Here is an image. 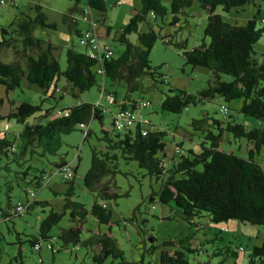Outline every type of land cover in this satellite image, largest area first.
Segmentation results:
<instances>
[{
    "label": "rangeland",
    "instance_id": "obj_1",
    "mask_svg": "<svg viewBox=\"0 0 264 264\" xmlns=\"http://www.w3.org/2000/svg\"><path fill=\"white\" fill-rule=\"evenodd\" d=\"M0 0V40L8 38L2 30L11 32V24L24 17H35L37 5L42 7V12L47 16L48 22L57 25L55 29H46L36 26L34 36L55 47L54 54L59 60L62 71L67 69V52L75 49L86 52V45H81L79 36L70 30L65 22V16H70L76 21V27L85 34L89 24L84 20L85 13L89 20L93 17L100 27L110 28L109 37L99 36L100 46H110L116 57L125 50L118 37L122 29L128 24L135 12L142 9L141 0H106V12L90 9L86 0ZM6 2V3H5ZM168 14L164 19H155L149 14L145 21L139 24L140 33H148L154 29L158 35L157 41L150 53L151 65L157 69L160 75L157 82L150 76H144L137 80L139 89L130 90L126 81H116L97 76V83L89 90L78 92L75 98L71 93V85L62 75L58 84L60 92L53 96L54 87L45 93L42 89L31 85L26 79L22 85L11 91H7L0 84V139H7L18 147L21 140L18 137L23 125L15 118H9V114L16 110L22 103L41 105L43 112L52 110V117H59L58 110L78 103L96 104L100 102L107 109L104 112L103 122L92 119L89 124L91 135L84 141V131L88 127L80 125L69 133L60 135V146L56 154H47L40 157L37 154L23 155L19 158L21 150L17 153L10 151L9 157L0 153V208L7 210L10 204L15 206L20 201L26 200L25 189L31 188L36 193V200L40 202L34 208L27 210L23 217H17L12 221H2L0 218V264H18L15 258L23 247L22 260L26 264H96L93 257L100 252L97 244L84 243L95 235L108 234L113 237L119 248L124 252L125 264H156L160 261L164 251L180 250L186 255L192 264H249V255L255 246H261L264 242V226L242 223L239 220L214 223L208 218L194 219V224L186 220L176 209L173 203L162 204L156 196L154 201L148 198L153 191L161 188V181L148 174L136 161L126 160L122 157L118 160L119 172L104 179V183H110V193L117 194L116 200L107 201L112 217L109 224H100L92 215H87L83 223L74 220L71 216L73 207L66 208L68 202L83 204L90 210L99 192H90L84 186V177L89 171L92 162V148L98 151L106 150L103 140L104 131L114 133L112 127L113 113H117L123 103L129 98L139 103L143 100L151 104L145 108L136 110L142 117L145 129L150 131L165 132V151L159 153V157L165 162L175 157L176 145H181L184 153L190 148L199 151L207 132L196 130L194 120H206L208 124L212 120H235L249 127L264 128V123L254 118L247 117L240 112L243 100L227 102L223 97L204 100L197 104H191L181 114L168 113L162 110V102L170 89L183 90L197 95L209 85L213 79V72L208 68L188 64L183 57V52L199 47L210 39L205 35L208 24V10L198 4L186 9L180 15L179 22L172 24L173 15L170 11L171 0H162ZM259 12V14H258ZM216 13L223 19L236 26H245L256 14L264 19V2L257 6L248 5L244 8L233 9L230 12L218 7ZM129 40L134 45H139L138 34L129 35ZM36 54V53H35ZM255 59L258 63H264V36L255 46ZM0 59L12 63L18 57L11 49H4ZM22 64L25 61L21 59ZM97 66L93 67L96 72ZM223 79L231 80L230 76L223 75ZM117 94L118 103L109 101V94ZM55 94V93H54ZM63 98L61 99V97ZM227 105L230 108L229 118H225L220 112V106ZM131 107V106H130ZM29 118L30 123L38 122L36 117ZM43 123L44 120H41ZM137 126H134L135 129ZM218 133L216 128H210ZM125 132V131H123ZM230 142V144L228 143ZM222 149L235 151L240 157H249L247 140L230 139L222 142ZM39 152H41L39 150ZM164 153L166 158L163 157ZM258 162L264 161V152L254 153ZM16 159L12 161V159ZM19 158V159H18ZM67 159L77 173L73 182H66L57 173L55 163ZM46 170L50 177L43 181V187L36 183L30 184L31 179L41 175ZM29 175L24 179V172ZM101 187V186H100ZM100 198V197H99ZM51 211L61 215L59 223L54 226L50 235L54 240L55 251L47 248L46 242L42 252L31 247L30 240L38 235L41 222ZM81 226L80 241H65L60 236L65 230ZM153 238V240L151 239ZM23 243V244H21ZM188 248L197 249L190 252ZM59 249H61L59 251ZM233 253H236L234 255ZM120 260L109 258L104 264H118Z\"/></svg>",
    "mask_w": 264,
    "mask_h": 264
},
{
    "label": "trees",
    "instance_id": "obj_2",
    "mask_svg": "<svg viewBox=\"0 0 264 264\" xmlns=\"http://www.w3.org/2000/svg\"><path fill=\"white\" fill-rule=\"evenodd\" d=\"M260 2L264 0H171L172 24L178 23L180 15L195 4L208 10L205 35L210 39L209 44L205 42L191 50L185 49L182 55L188 64L211 70L213 79L209 81L208 87L197 95L183 90L170 89L161 105L163 111L181 114L189 105L210 100L219 95L227 102L243 100L240 112L264 123V63H258L254 57L255 46L264 36V19L256 14L245 26H236L226 22L220 14L216 13L218 7H222L225 12H230L248 5L257 6ZM86 3L90 9L102 12L107 10L106 0H86ZM141 3L142 9L133 14L118 37V40L125 46L120 56L116 57L113 53L109 58L93 59L87 50L79 52L69 49L67 52L68 65L65 71H62L60 62L54 54L55 47L34 36L37 25L46 29L57 28L56 24L48 22L47 16L42 12V7L37 5L35 17H24L13 22L11 32L8 29L2 30L8 38L3 37L0 40V54L4 49H11L18 59L12 63L0 59V84L4 85L7 91H11L19 88L26 79L31 85L42 89L45 93L50 91L51 86L54 87V96L57 90H60L58 83L64 75L72 87V95L78 98V92L87 91L97 83L98 69L103 71L99 75L114 82L126 81L130 85V90L139 89L140 85L137 80L146 75L157 82V76L160 74L151 65L150 53L158 35L154 29L148 33H140L139 24L152 13L155 14V19L159 17L164 19L168 11L162 0H141ZM64 20L68 23L70 30L80 38L82 32L76 28V21L67 15ZM133 33L138 34L139 45H134L129 40V35ZM21 59L25 61V64H22ZM95 66H97L96 72L93 71ZM223 75L230 76L231 80L223 79ZM138 104V101L130 98V106L134 108ZM223 107L228 109L227 113H223ZM106 109L102 104L96 106V104L79 103L65 108L69 113L68 116L59 115L53 118L51 109L43 112L41 105L22 103L9 114V118H15L23 125L18 136L21 144L16 147L15 143L5 138L0 139V153L9 157L10 151L17 153L19 149L21 150L19 158L28 152L40 157H45L48 153L56 154L62 133L72 132L78 125L81 128L82 125H89L94 118L102 123ZM40 112L42 114L36 117L38 122L28 121ZM219 112L227 119L230 116V108L227 105H221ZM41 120L44 122L42 123ZM208 121L209 118L193 122L196 130L207 132L199 151L190 149L185 154L181 145H176L177 160L173 157L166 162L159 157V153L165 151V132L148 130L147 134L143 135V128L140 125L135 129L120 132L113 127L112 122L114 133L104 131L103 140L106 143V150L98 151L92 148L91 167L84 177L85 188L90 192L98 191L99 194L90 210H87L83 204L68 202L66 208L73 207L72 218L83 223L90 214L100 224L110 223L112 211L107 201L116 200L119 195L110 193L111 185L104 183V179L119 172L118 160L122 157L136 161L141 168L148 171V174L161 181V188L152 192L148 198L150 201H154L158 196L162 204L173 203L191 224H194V219L208 218L214 223L239 220L242 223L264 226V161L258 162L254 156L256 151L264 152V128L249 127L235 120H227L226 123L212 120L210 124ZM211 127L216 128L218 133L213 132ZM90 135L91 130L89 129L84 141ZM230 136L247 140L248 158L240 157L235 153L236 150L231 152L222 149V142L230 139ZM163 157H167L165 153ZM15 160V158L12 159V161ZM74 172L75 178L76 167H74ZM45 174L47 171L43 170L41 175L31 179L30 184L36 183L40 188L43 187ZM28 175V171L24 172V179ZM30 191L34 192L26 187L27 198L25 201H20L29 204L28 210L40 204L36 198L31 199ZM101 202H104L106 207ZM16 205L10 204L7 210L0 208L2 221L8 222L24 216V214L13 213ZM60 218V214L51 211L42 220L38 235L30 240L34 250L37 245L41 244L40 249L37 250L41 252L44 242L47 246L51 243L50 241L54 240L50 232L59 223ZM81 233V226L77 225L75 228L65 230L60 238L66 242L77 243L80 241ZM84 244L100 246V252L93 257L96 264H104L109 258L120 260L118 264H125L124 252L119 248L117 241L108 234L95 235ZM52 245L54 249L50 250L55 251L54 244ZM187 250L192 253L197 252V249L188 247ZM22 251L23 248L20 247L19 254L15 258L18 264H26L22 260ZM233 254L236 255V253ZM41 263L43 264V260ZM141 264L146 263L142 261ZM156 264L192 263L186 252L168 250L162 253L160 261ZM249 264H264V242L261 246L254 247L249 255Z\"/></svg>",
    "mask_w": 264,
    "mask_h": 264
},
{
    "label": "built area",
    "instance_id": "obj_3",
    "mask_svg": "<svg viewBox=\"0 0 264 264\" xmlns=\"http://www.w3.org/2000/svg\"><path fill=\"white\" fill-rule=\"evenodd\" d=\"M5 1V0H4ZM11 3H15V0H11L10 1ZM6 3V2H5ZM152 16L155 17V14L152 13ZM84 20L85 21H88V22H91V26H92V29L87 31L85 34H81L80 38H79V41H80V44L81 45H86L87 47V53L90 55L91 58L93 59H102V58H109L113 55L114 51L113 49L110 47V46H105V48L103 49L100 44H99V40H98V36H97V33H96V29L98 27V24L95 20L91 19L89 20L88 18V15H86L85 13V17H84ZM97 72L99 74H102L103 71L102 69H98ZM57 92H60V90H57ZM109 96V101L113 104L117 103V99L116 97L113 95V94H110L108 93ZM100 102H97L96 103V106H100ZM150 103L149 102H140L137 106H135L134 108L131 106V107H124V108H121L117 113H114L113 115V127L117 130V131H120V132H123V131H127V130H130V129H133L134 126H138V125H142L143 124V120H142V117L138 116L136 110H138V108H145L147 106H149ZM222 111L223 113H227L228 112V109L226 107H223L222 108ZM58 115H63V110H59L57 112ZM65 116H68L69 113L68 112H65L64 114ZM82 128L84 129L85 126L82 125ZM89 125L88 127L86 128L85 132H84V137L86 136L87 132L89 131ZM147 134V131L146 130H143V135H146ZM179 150L177 149V152ZM57 173L59 175L62 176L63 180L69 182V181H72L73 178H74V175H75V172H74V166L71 165V164H68V163H64L62 165H59L57 167ZM50 177V175L47 173L45 174L44 176V179H48ZM36 194L35 192L33 191H30V197L31 199L35 198ZM101 204L106 207V204L104 202H101ZM28 206L29 204H25V202H19L13 213H18V214H25V212L28 210ZM0 215H2V212H0ZM41 247V244L40 245H37L35 247L36 250H39ZM47 248L48 249H54L53 248V245L51 243H48L47 244Z\"/></svg>",
    "mask_w": 264,
    "mask_h": 264
},
{
    "label": "crops",
    "instance_id": "obj_4",
    "mask_svg": "<svg viewBox=\"0 0 264 264\" xmlns=\"http://www.w3.org/2000/svg\"><path fill=\"white\" fill-rule=\"evenodd\" d=\"M91 19H93L94 20V18L92 17ZM87 22V21H86ZM88 24H89V28H88V30L87 31H89V30H91L92 29V24H91V22H87ZM77 25V24H76ZM77 28V27H76ZM80 32H81V30L79 29V28H77ZM93 30V29H92ZM94 30H96V33H97V36H98V39H99V36L101 37V36H105V37H109V35H110V28H107V27H100L99 25H98V27L96 28V29H94ZM86 31V32H87ZM82 34V33H81ZM100 44V43H99ZM59 82H60V80H59ZM59 84V83H58ZM47 92H49V90L47 91ZM46 92V93H47ZM58 92H56V94H57ZM71 93H72V91H71ZM55 94V95H56ZM115 96H116V99H117V103H118V97H117V94L115 93ZM62 98H63V96H62ZM61 98V99H62ZM132 99V98H131ZM125 102H126V105H124L125 104ZM129 102H130V98H129ZM79 104V103H78ZM119 105L121 106V108H124V107H130V105L129 104H127V100H125L123 103H119ZM105 112V111H104ZM144 124V123H143ZM141 125V128H143V130H146V131H148V129H145V127H144V125ZM190 149H193V148H190ZM232 152V151H231ZM186 154V153H185ZM176 158V159H175ZM175 160H177V156H175ZM64 163H68V164H71V163H69L68 161H67V159H62L61 161H59L58 163H55V165H56V168L59 166V164H64ZM72 165V164H71ZM76 173H77V168H76ZM23 248V247H22ZM42 252V251H41Z\"/></svg>",
    "mask_w": 264,
    "mask_h": 264
}]
</instances>
